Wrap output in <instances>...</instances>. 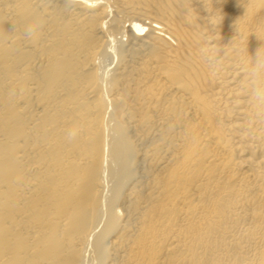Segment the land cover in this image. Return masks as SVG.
Returning a JSON list of instances; mask_svg holds the SVG:
<instances>
[{"label":"bare ground","instance_id":"bare-ground-1","mask_svg":"<svg viewBox=\"0 0 264 264\" xmlns=\"http://www.w3.org/2000/svg\"><path fill=\"white\" fill-rule=\"evenodd\" d=\"M258 92L264 0H0V264H264Z\"/></svg>","mask_w":264,"mask_h":264},{"label":"rangeland","instance_id":"rangeland-1","mask_svg":"<svg viewBox=\"0 0 264 264\" xmlns=\"http://www.w3.org/2000/svg\"><path fill=\"white\" fill-rule=\"evenodd\" d=\"M118 37H119V39H118ZM118 37L116 38V41H114V43H113V45H112V47H113V46H114V47L117 46L118 48H116V47L114 48V47H113L114 50H113V49H112V50H111V49H108V53H109V54H111V53H110L111 51H112V52H113V51H117V52H118L119 48H120V50H119L120 53H122V51L124 50V47H125V46H123V45H124L123 43H124V41H125L126 36H125L124 33H123L122 35H119ZM120 41H121V42H120ZM122 41H123V42H122ZM121 43H122V44H121ZM117 49H118V50H117ZM121 50H122V51H121ZM109 51H110V52H109ZM117 52H115V53H117ZM120 53H119V54H120ZM112 54H113V58H112V59H115V60L113 61V60L111 59V61H109L110 58H111V57H109V56H111ZM112 54H111V55H108L109 58H108V57L106 58V59H107V60H106L107 63H109V65H110L111 67H113L112 64H113V63L115 64V63H116V60H117V59L114 57V52H113ZM119 54L117 53V55H115V56L118 58V55H119ZM120 55H121V54H120ZM119 57H120V56H119ZM108 59H109V60H108ZM112 61H113V63H112ZM105 63H106V62H105ZM107 63H106L105 65H106L107 69H109L108 67H110V66H108ZM111 63H112V64H111ZM110 69H111V68H110ZM110 69H109V70H110Z\"/></svg>","mask_w":264,"mask_h":264},{"label":"clouds","instance_id":"clouds-1","mask_svg":"<svg viewBox=\"0 0 264 264\" xmlns=\"http://www.w3.org/2000/svg\"><path fill=\"white\" fill-rule=\"evenodd\" d=\"M30 31H31V30H29V33H30ZM259 56H260V54H259V52H258V53H257V57L259 58ZM260 67H261V63L258 62L256 70L258 71ZM258 96H259V98H264V97H262V94L259 93V92H258Z\"/></svg>","mask_w":264,"mask_h":264}]
</instances>
